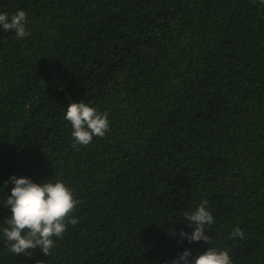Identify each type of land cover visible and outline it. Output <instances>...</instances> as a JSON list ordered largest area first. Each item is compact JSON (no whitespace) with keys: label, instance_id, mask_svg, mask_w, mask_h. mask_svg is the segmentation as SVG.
Listing matches in <instances>:
<instances>
[{"label":"trees","instance_id":"16d2710c","mask_svg":"<svg viewBox=\"0 0 264 264\" xmlns=\"http://www.w3.org/2000/svg\"><path fill=\"white\" fill-rule=\"evenodd\" d=\"M19 10L30 35L0 28V229L12 176L62 181L78 223L46 257L0 232V264H191L209 247L264 264L261 0H0ZM81 101L109 131L73 147ZM202 200L209 245L179 236Z\"/></svg>","mask_w":264,"mask_h":264},{"label":"clouds","instance_id":"9594fccd","mask_svg":"<svg viewBox=\"0 0 264 264\" xmlns=\"http://www.w3.org/2000/svg\"><path fill=\"white\" fill-rule=\"evenodd\" d=\"M261 3L264 4V0H261ZM26 24L27 13L23 10L17 11L11 17L7 13L0 14V28L14 32L18 38L23 39L30 35ZM107 116V113L100 114L83 101L68 104L64 119L70 122L73 129V147L87 146L93 137L103 138L109 131ZM9 182L13 187L2 205L10 210L11 215L4 219L7 226L0 229L6 246L12 254L17 255H30L31 250L39 248L46 257L55 247L54 238L62 237L68 224L78 223L71 214L79 201L74 199L73 192L62 181L37 184L28 178L12 176L9 181L4 182V186ZM0 192H3V189H0ZM208 204L207 200H202L194 211L185 213L186 223L189 226L195 225V228L191 234L181 231L179 236L182 239L189 243H211V239L205 234V227L210 229L209 226L214 223ZM243 237V230L237 227L229 238ZM190 256L191 251L185 250L172 264H189ZM191 264H233V261L228 251L209 247L192 260Z\"/></svg>","mask_w":264,"mask_h":264}]
</instances>
